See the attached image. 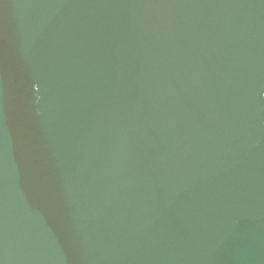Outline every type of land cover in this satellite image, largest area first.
Returning <instances> with one entry per match:
<instances>
[{
  "label": "water",
  "instance_id": "obj_1",
  "mask_svg": "<svg viewBox=\"0 0 264 264\" xmlns=\"http://www.w3.org/2000/svg\"><path fill=\"white\" fill-rule=\"evenodd\" d=\"M0 264H264V0H0Z\"/></svg>",
  "mask_w": 264,
  "mask_h": 264
}]
</instances>
